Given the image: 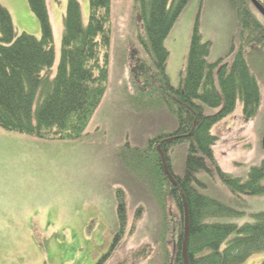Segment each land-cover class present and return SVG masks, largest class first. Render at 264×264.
<instances>
[{
  "label": "trees",
  "instance_id": "trees-1",
  "mask_svg": "<svg viewBox=\"0 0 264 264\" xmlns=\"http://www.w3.org/2000/svg\"><path fill=\"white\" fill-rule=\"evenodd\" d=\"M190 1L134 0L136 16L142 22L139 41L144 55L131 53L136 63L128 69L130 83H125L119 99L136 113L166 110L177 127L150 137L143 147L126 144L120 155L129 150L125 168L147 184L163 215V264H185V244L188 264H244L264 251V212L253 214V221L242 226L225 222L241 214L201 192L200 174L217 177L235 195L234 202L243 201V196H264V160L250 169L246 180L230 175L215 159L213 147L218 138L212 134L213 127L231 115L239 102L245 120L259 113L261 87L246 56L264 51V17L251 0H227L236 16L238 34L228 55L214 63L208 60L211 44L203 41L198 18L187 67L180 86L175 87L168 74L170 52L165 40ZM257 1L264 7V0ZM28 3L39 21L40 38L20 34L11 13L0 2V127L44 140H78L87 135L107 93L112 0H89L87 24L80 2L67 0L54 76L56 49L48 2ZM207 108L217 112L208 114ZM181 145L187 148L184 173L176 175L171 154ZM166 163L176 184L166 174ZM167 197L181 216V226L170 215ZM116 198L119 235H123L127 218L123 190L116 192Z\"/></svg>",
  "mask_w": 264,
  "mask_h": 264
},
{
  "label": "rangeland",
  "instance_id": "rangeland-1",
  "mask_svg": "<svg viewBox=\"0 0 264 264\" xmlns=\"http://www.w3.org/2000/svg\"><path fill=\"white\" fill-rule=\"evenodd\" d=\"M78 1L87 24L89 0ZM0 2L11 13L20 34L41 37L39 21L28 0ZM47 2L56 49L54 76L67 0ZM134 6V0H112L108 88L86 136L75 141L44 140L0 127V264H163V215L147 184L125 168L131 157L129 150L120 155L126 144L143 147L150 137L177 127L164 108L160 109L163 113H136L119 99L128 82V69L136 63L131 53L137 57L144 53L139 41L142 22ZM198 18L203 41L211 44V63L228 55L238 34L236 16L227 0H191L165 40L170 52L168 74L175 87L180 86L187 67ZM246 59L261 87L259 113L245 120L239 102L236 110L212 129L218 138L213 147L218 165L244 180L250 169L264 160V51L249 53ZM216 112L207 108L208 114ZM186 149L185 145L177 146L171 154L176 175L184 173ZM200 179L204 184L199 187L201 192L241 214L225 222L242 226L253 221V214L264 212V196H243V201L234 202L235 195L217 177L202 173ZM119 189L127 205L123 235H119L117 216ZM167 199L170 215L180 224L181 216L172 199ZM168 247L173 251L170 244ZM263 261L264 251L244 264Z\"/></svg>",
  "mask_w": 264,
  "mask_h": 264
},
{
  "label": "water",
  "instance_id": "water-1",
  "mask_svg": "<svg viewBox=\"0 0 264 264\" xmlns=\"http://www.w3.org/2000/svg\"><path fill=\"white\" fill-rule=\"evenodd\" d=\"M251 2L255 6V8L259 11V13L264 17V7L260 3H258L257 0H251ZM165 171L168 177L172 180V182L176 184L174 176L171 174V172L169 171L166 165H165ZM188 231H189V228H188L187 219H186V235L188 234ZM183 255L185 258V264H188L186 244L184 245Z\"/></svg>",
  "mask_w": 264,
  "mask_h": 264
},
{
  "label": "bare ground",
  "instance_id": "bare-ground-1",
  "mask_svg": "<svg viewBox=\"0 0 264 264\" xmlns=\"http://www.w3.org/2000/svg\"><path fill=\"white\" fill-rule=\"evenodd\" d=\"M175 184V183H174Z\"/></svg>",
  "mask_w": 264,
  "mask_h": 264
}]
</instances>
